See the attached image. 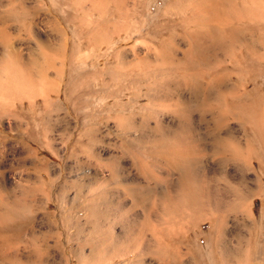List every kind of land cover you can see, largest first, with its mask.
<instances>
[{"label":"rangeland","instance_id":"374dc122","mask_svg":"<svg viewBox=\"0 0 264 264\" xmlns=\"http://www.w3.org/2000/svg\"><path fill=\"white\" fill-rule=\"evenodd\" d=\"M120 1L0 0V83H8L16 72L20 77L17 79L25 84L21 85V94L0 95V102L10 103L12 108L0 114V207L3 211L11 210L17 200L19 208L13 220L2 217L19 227L14 249H5L12 254L7 255L6 258H11L5 264H203L207 262L205 259L197 262L194 257L208 253L211 237L219 238L221 233L222 238L231 242L228 247L239 248L235 243L244 238L255 243L253 247L258 252L264 249V244L256 243L264 239V55H260L264 53V44L259 45L264 43V18H261L264 0H255L256 5L254 0H243V3L253 1L251 6L256 8L262 7L259 16L260 8L245 6L244 11L242 0L221 2L229 19L233 18L230 20L238 34L233 44L227 39L219 40V45L211 41V63L216 61L220 68L226 67L221 70L226 75L224 79L211 80V91L215 90L211 97L216 105L224 104L216 84L237 85L241 91L246 89L244 102L250 109L242 114L231 110L225 115L218 108L210 112L206 107V83L202 90L195 89L181 79L180 69H167L161 61L164 54L176 59L192 56L187 50L188 38L178 23L184 15H191V0L185 9L178 4L170 10L167 3L173 0ZM226 4L229 7L223 6ZM236 8L241 10L242 17L230 14ZM157 15L161 16L158 20L154 17ZM247 43L254 44L253 50L258 54L261 50L259 56L255 52L260 58L242 46ZM241 55L259 59L254 79L248 73L244 74L245 79L236 74L237 58ZM222 58L227 59L226 63H220L224 61ZM9 63L15 66L10 68ZM137 64L142 67H136ZM177 76L180 80L175 83ZM30 86L35 90L32 94ZM163 95L173 103L184 100L185 105H190L192 117L184 118L181 127L177 125L180 118L164 110ZM255 99L260 105L263 103L259 105L263 110ZM253 119L259 122L252 123ZM161 120L165 127L159 123ZM175 134L185 136L201 150L190 163L184 162V171L173 169L158 145L159 138ZM257 159L262 161L261 166ZM186 181L195 194L192 205L196 210L181 196L185 195ZM165 202L173 207L167 211L178 215L173 218L167 214ZM185 214L196 218L188 219ZM182 216L186 218L182 221L189 222L181 224ZM168 219H172L171 223ZM176 219L179 225L175 224ZM213 220L217 227L211 234ZM156 225L166 232L178 229L181 233L173 236L168 232L162 241L165 248L162 242L156 247L159 239L149 230ZM1 228L4 225L0 227V236L11 240L13 232ZM134 247L138 249L140 262H131L135 258L129 252ZM168 247L171 248L166 252ZM156 248L165 252V256L160 252L163 259ZM171 251L178 256L173 258L176 254ZM260 264H264V259Z\"/></svg>","mask_w":264,"mask_h":264},{"label":"bare ground","instance_id":"6f19581e","mask_svg":"<svg viewBox=\"0 0 264 264\" xmlns=\"http://www.w3.org/2000/svg\"><path fill=\"white\" fill-rule=\"evenodd\" d=\"M103 1V0H102ZM117 1H120V0H117ZM190 0H173L171 3H167V5H169V6H167L166 8L167 9H172V8H174V7H178V4H180V6H182V9H185V8H187L188 7V2H189ZM222 1H225V0H191V2H192V4H193V8H192V11H191V15L190 16H188V15H184V17L182 18V22L180 23V22H178L179 23V25L181 26V30H183V32H184V35H185V37H187L188 38V43H187V46H188V51L191 53V57H190V59H188L187 57H181V59H176V58H173V57H171L170 55H168V54H164L163 55V57L161 58V61H162V63L165 65V67L167 68V69H176V68H178V69H180L181 70V79L182 80H184L185 82H186V84H188V85H191L192 87H194L195 89H203V87H205V86H203V85H205L204 83H206L207 85H206V87H207V102H206V107L208 108V110L211 112V109H214V108H218L219 110H221L223 113H224V115L228 112V111H234V112H237L238 114H242V113H244V112H246V110H248V112H249V110L250 109H248V106L246 105V103L244 102V97L245 96H247V95H245V90L243 91V89H242V91H241V89H239V87L237 86V85H233L232 84V86H223V84L221 83L219 86L216 84V90H217V93H219L220 94V96H222V98H221V100H223V102H224V104H222V103H219L218 105H216L215 103H214V101H213V96L211 97V92L212 91H215L214 89H212V91H211V80L212 81H215V80H217V81H220V80H222V79H224V76H226V75H224L223 73H222V71L221 70H224V69H226V67L224 68V69H222V68H220L221 67V65H219V63H217L216 61H215V59H214V61L215 62H212L211 63V41H212V43H216L217 42V44H218V41L219 40H223V39H227V40H229V42H230V40H231V42L233 41H236V38H237V34H238V32H237V29H236V27L234 26V24H233V22L230 20V19H233L232 17L229 19V17L227 16V10L224 8V7H221V2ZM231 1V0H230ZM241 1V0H240ZM245 1V0H244ZM243 0H242V2L241 3H243L244 2ZM257 1V0H256ZM255 0H254V3L253 4H255V2H256ZM101 2V1H100ZM105 3H107L106 1H104ZM108 2H110V1H108ZM114 2L115 1H113V4H114ZM120 2H122V1H120ZM145 2V1H144ZM248 1H246L245 3H247ZM253 2V1H252ZM251 1L250 2H248V4H250L249 6H247L245 3H243V4H241V6L242 5H244V11L245 10H247V9H245V6L246 7H248V9L250 8V7H254L253 5L251 6V3H252ZM258 2V1H257ZM261 2V1H260ZM263 2V1H262ZM98 3H99V1H98ZM123 3V2H122ZM231 3V2H230ZM80 4V3H79ZM78 4V5H79ZM101 4V3H100ZM119 5L121 4V3H118ZM145 4V3H144ZM228 4V3H227ZM227 4L226 5H223V6H227ZM257 4V3H256ZM255 4V5H256ZM110 5V4H109ZM118 5V6H119ZM231 5V4H230ZM236 5V4H235ZM238 5H240V4H238V2H237V5L235 6V7H237L238 8ZM80 6H82V5H80ZM166 6V5H165ZM144 7V6H143ZM227 7H229V6H227ZM226 7V8H227ZM234 7V8H235ZM102 8H103V6H102ZM236 8V9H237ZM258 8H260L259 10H260V12H258V15L257 16H259V13H261V8L262 7H260V6H258ZM258 8H256V6L254 7V9H258ZM78 9V8H77ZM95 9V8H94ZM99 9V8H98ZM167 9H166V11H167ZM239 9H240V6H239ZM239 9H237V11H235V9H234V13H230V14H232V16H233V14H234V16L233 17H235V14L237 15V13H238V15L236 16V18H238L239 16H240V14H241V10H242V7H241V10H239ZM263 9H264V7H263ZM102 10V9H101ZM168 10V11H169ZM251 10V12H252V10L253 9H250ZM250 10H248V13H249V11ZM258 10V11H259ZM81 11H83L82 9H81ZM104 11V10H103ZM239 11V12H238ZM254 11V10H253ZM102 12V11H101ZM105 12V11H104ZM173 12V11H172ZM189 12V11H188ZM229 12V11H228ZM255 12H257L256 10H255ZM99 13H100V11H99ZM107 13V12H106ZM105 13V14H106ZM240 13V14H239ZM242 13H243V10H242ZM264 13V11H262V14ZM12 15H10V16H13V14L14 13H11ZM184 14V13H183ZM262 14H260V16L262 15ZM242 15V14H241ZM243 17L244 18H246L245 17V14L243 13ZM253 15V14H252ZM264 15V14H263ZM9 16V17H10ZM247 16V15H246ZM7 18V19H10V18ZM14 17V16H13ZM59 17H60V15H59ZM62 17V16H61ZM155 17V19L156 20H158V19H160V15L158 16H154ZM240 17H242V16H240ZM249 17V16H248ZM251 17V16H250ZM253 17V16H252ZM12 18V17H11ZM16 18V17H15ZM78 18V17H77ZM165 18V17H164ZM235 18V19H236ZM244 18H241V19H244ZM254 18L256 19V17L254 16ZM253 18V19H254ZM261 18H264L263 16L261 17ZM58 19V18H57ZM63 19V18H62ZM69 19V18H68ZM79 19H81V18H79ZM78 19V20H79ZM111 19V18H110ZM153 19V18H152ZM166 19V18H165ZM253 19H251V20H253ZM255 19L253 20V21H255ZM258 19V18H257ZM65 20V19H64ZM77 20V19H76ZM85 20V19H84ZM105 20V19H104ZM107 20V19H106ZM238 20H240V19H238ZM237 19H236V21H238ZM247 20V19H246ZM250 20V21H251ZM258 20H260V19H258ZM257 20V21H258ZM11 21V20H10ZM59 21V20H58ZM61 21V20H60ZM67 21V20H66ZM74 21V20H73ZM108 21V20H107ZM233 21H235V20H233ZM241 21V20H240ZM244 21V20H243ZM242 21V22H243ZM80 22V21H79ZM109 22V21H108ZM172 22V21H171ZM263 22V21H262ZM261 22V23H262ZM59 23V22H58ZM256 23V22H255ZM258 23V22H257ZM260 23V24H261ZM61 24V23H60ZM77 24V23H76ZM79 24V23H78ZM102 24V23H101ZM247 24H250V23H247ZM263 24V23H262ZM82 25V24H81ZM108 25V24H107ZM106 25V26H107ZM109 25H111V24H109ZM119 25H121L120 23H119ZM167 25H169V24H167ZM177 25V24H176ZM236 25V24H235ZM238 25V24H237ZM242 25V24H241ZM241 25H239V26H241ZM251 25V24H250ZM7 26V25H6ZM117 26V25H116ZM174 26H175V24H174ZM173 26V27H174ZM245 26H246V23H245ZM244 25H242V27H245ZM252 26H253V24H252ZM60 27V26H59ZM117 27H119V26H117ZM123 27V26H122ZM260 27V26H259ZM258 27V28H259ZM8 28V27H7ZM102 28V27H101ZM120 28V27H119ZM241 28V27H240ZM239 28V29H240ZM250 28V27H249ZM83 29V28H82ZM86 29V28H85ZM104 29V28H103ZM244 29V28H243ZM65 30H67L66 28H65ZM111 30V29H110ZM241 30L242 29H240V32H241ZM252 30H254V29H252ZM261 30H262V28H261ZM79 31V30H78ZM99 31H101V30H99ZM172 31H174V30H172ZM176 31V30H175ZM246 31V30H245ZM245 31H243L244 32V34H246V32ZM7 32V31H6ZM81 32V31H80ZM85 32V31H84ZM177 33H178V31H176ZM252 32H254V31H252ZM260 32V31H259ZM8 33V32H7ZM66 33V32H65ZM71 33V32H70ZM99 33V32H98ZM72 34V33H71ZM84 34V33H83ZM87 34V33H86ZM112 34V33H111ZM110 34V35H111ZM179 34V33H178ZM177 34V35H178ZM243 34V35H244ZM248 34V33H247ZM246 34V35H247ZM254 34V33H253ZM253 34H251V35H253ZM105 35H106V33H105ZM173 35H175V33L173 34ZM84 36V35H83ZM240 36H241V34H240ZM245 36V35H244ZM250 36V35H249ZM264 36V35H263ZM67 37H69V36H67ZM66 37V39H68ZM79 37V36H78ZM175 37V36H174ZM173 37V38H174ZM253 37H255V36H253ZM252 37V38H253ZM260 37V36H259ZM103 38V37H102ZM165 38H167V37H165ZM165 38L163 39L162 38V41L163 40H165ZM172 38V37H171ZM252 38H249V40L251 39V40H253ZM261 38V37H260ZM80 39V38H79ZM83 39V38H82ZM105 39V38H104ZM243 39V38H242ZM244 39H245V37H244ZM262 39V38H261ZM261 39H259V41L261 40ZM70 40V39H69ZM87 40V39H86ZM175 40V39H174ZM238 40V39H237ZM246 40V39H245ZM243 41L244 43L243 44H245V42H247V41ZM256 40H258V38L256 37ZM168 41V40H167ZM171 41H173V40H171ZM177 41V40H176ZM259 41H257V42H259ZM226 42V44H227V41H225ZM230 42V43H231ZM233 42H232V44H233ZM242 42V41H241ZM253 43L254 42H256V41H252ZM251 42V43H252ZM262 42V41H261ZM72 43V42H71ZM101 43V42H100ZM239 43V42H238ZM249 43H250V41H249ZM67 44H68V40H67ZM173 44V43H172ZM229 44V43H228ZM242 44V46H244V48L246 47L247 49V51L249 52V54H250V52L253 54V55H255L256 53H257V55L259 56V54H260V51L261 50H259V54H258V52H256L255 50V48H254V44H252L253 45V47H252V45H248V43H247V46H245V45H243ZM256 44L257 43H255V46H256ZM264 43L262 42V44H259V45H263ZM69 45V44H68ZM219 45V44H218ZM237 45V46H236ZM238 45L239 44H235V46H236V48L238 47ZM259 45H257V47H259ZM179 46V45H178ZM229 46V49H230V47H231V45H228ZM228 46H226V47H228ZM240 46H241V44H240ZM241 46V47H242ZM72 47V46H71ZM75 47V46H74ZM73 47V48H74ZM216 47V46H215ZM53 48V47H52ZM64 48H66V47H64ZM221 48H222V45H221ZM239 48V47H238ZM261 48V47H260ZM264 48V47H263ZM169 49H170V47H169ZM213 49V48H212ZM216 49V48H215ZM253 49H255V50H253ZM259 49V48H258ZM258 49H257V51H258ZM53 50V49H52ZM64 50V49H63ZM155 50H157V48L155 49ZM225 50V49H224ZM238 50H240V48L238 49ZM71 51V50H70ZM75 51V50H74ZM187 51V52H188ZM231 51V50H230ZM229 51V52H230ZM232 51H234V50H232ZM157 52H158V50H157ZM214 52V51H213ZM226 52V51H225ZM228 52V51H227ZM236 52H238L237 50H236ZM240 52V51H239ZM256 52V53H255ZM61 53H64V52H61ZM60 53V54H61ZM74 53V52H73ZM160 53V52H159ZM189 53V54H190ZM235 53V51L233 52V54ZM231 54L232 56V58H233V56L236 54ZM17 55V54H16ZM61 55H63V54H61ZM64 55H65V53H64ZM160 55V54H159ZM214 55H215V53H214ZM218 55V54H217ZM229 55V54H228ZM239 55V54H238ZM257 55H255L256 57H257ZM261 56L262 55H264V53L262 52L261 54H260ZM225 56V55H224ZM254 56V57H255ZM260 56V57H261ZM65 57V56H64ZM215 57V56H214ZM230 57V56H229ZM254 57H244V56H238V64L236 65V70H237V75L238 76H241V78H243L244 76H247L248 74H251V78L252 79H254V77H253V75H256V73H255V71H257V69H258V67H259V59H257V58H260V57H257V58H254ZM263 57V60H264V56H262ZM71 58H72V56H71ZM145 58V57H144ZM148 58V57H147ZM219 58H221V57H219ZM66 59V58H65ZM78 59V58H77ZM149 59V58H148ZM213 59V58H212ZM217 59V58H216ZM223 59V58H222ZM235 59V58H234ZM70 60V59H69ZM76 59H74V61H75ZM146 60V59H145ZM157 60H159V58L157 59ZM224 61H222V62H220V63H226L225 62V60H227V59H223ZM261 60V59H260ZM262 60V61H263ZM13 61V60H12ZM143 61V60H142ZM146 61H148V60H146ZM213 61V60H212ZM7 62H9V61H7ZM153 62V61H152ZM236 62V61H235ZM264 62V61H263ZM12 63V62H11ZM70 63V62H69ZM145 63V62H144ZM149 63H150V61H149ZM154 63V62H153ZM234 63V62H233ZM10 64V63H9ZM8 64V65H9ZM38 64V63H37ZM7 65V64H6ZM7 65V66H8ZM12 64H10L9 65V67L11 66ZM141 65V64H140ZM143 65V64H142ZM154 65V64H153ZM157 65V64H156ZM155 65V66H156ZM263 65V64H262ZM13 66V65H12ZM15 66V65H14ZM13 66V67H14ZM130 66V65H129ZM131 66H132V63H131ZM133 66H134V64H133ZM132 66V67H133ZM136 67L137 66H139L138 64L137 65H135ZM154 66V67H155ZM8 67V68H9ZM142 66H139V68H141ZM145 67V66H144ZM151 67H153L152 65H151ZM153 67V68H154ZM156 67H158V66H156ZM155 67V68H156ZM11 68V67H10ZM17 68V67H16ZM138 68V69H139ZM7 69V68H6ZM13 69V68H12ZM20 69V68H19ZM65 69V68H64ZM142 69H144V68H142ZM148 69H150V68H148ZM162 69V68H161ZM8 70H10V69H8ZM132 71L134 70V68H132L131 69ZM156 70V69H155ZM16 71H17V69H16ZM44 71V70H43ZM140 71V70H139ZM142 71V70H141ZM140 71V72H141ZM150 71V70H149ZM157 71V70H156ZM10 72H12V70L10 71ZM19 72V71H18ZM21 72H23L22 70H21ZM144 72H146V71H144ZM162 72V71H161ZM175 72V71H174ZM179 72V71H178ZM226 72H228V71H226ZM43 73V72H42ZM133 73V72H132ZM147 73V72H146ZM248 73V74H247ZM253 73V74H252ZM24 74V73H23ZM45 74V73H44ZM47 74V73H46ZM101 74V73H100ZM120 74V73H119ZM134 74V73H133ZM136 74V73H135ZM140 74H142V72L140 73ZM148 74V73H147ZM231 74V73H230ZM244 74H247V75H244ZM48 75V74H47ZM66 75V74H65ZM120 75H124V74H120ZM127 75V74H126ZM177 75V74H176ZM178 75H180V74H178ZM135 76V75H134ZM137 76V75H136ZM135 76V78L137 79V77ZM145 76V75H144ZM17 77H18V73H14L13 72V74L11 75V77H9L10 78V80L8 81V83H7V81H6V84L4 85V83H0L1 85H0V95L1 96H3L4 94H7V95H4V96H8V94L10 95V94H13L14 95V93H18V94H21L22 93V90H20L21 88H22V86L23 85H25V84H21V82L17 79ZM22 77V76H21ZM43 77H45V76H43ZM47 78H48V76H46ZM64 77V76H63ZM97 77H100V76H97ZM142 77V76H141ZM174 77V76H173ZM18 78H20V77H18ZM27 78H28V76H27ZM27 78L25 79V81H27ZM135 78L134 77H132V79H134L135 80ZM140 78V77H139ZM145 78V77H144ZM180 78V77H179ZM248 78H250V77H248ZM22 79V78H21ZM31 79H33L32 77H31ZM64 79V78H63ZM148 79V78H147ZM229 79V78H228ZM244 79H245V77H244ZM35 80V79H34ZM44 80H45V78H44ZM143 80V79H142ZM152 80V79H151ZM176 80H180V79H178V76H177V79H176V77H175V83L177 82ZM243 80V79H242ZM25 81H24V83H25ZM32 82H33V80H31ZM37 81V80H36ZM46 81V80H45ZM141 81V80H140ZM147 81V80H146ZM245 81V80H244ZM243 81V82H244ZM1 82V81H0ZM149 82V81H148ZM51 84L50 85H53L52 84V82H50ZM169 82H167V84H168ZM174 83V82H173ZM219 83V82H218ZM225 83H226V81H225ZM224 83V84H225ZM229 83H230V81H229ZM30 84H31V82H30ZM30 84H28V86L30 85ZM76 84V83H75ZM215 84H213V86L215 85ZM22 85V86H21ZM33 85V84H32ZM34 85H35V83H34ZM34 85L32 86V87H34ZM188 85H186V86H188ZM229 85V84H228ZM46 86H48V83H47V85ZM45 86V87H46ZM70 86V85H69ZM243 86H244V84H243ZM31 87V86H30ZM31 87V88H32ZM54 87V86H53ZM52 86L50 87V88H53ZM35 88H36V86H35ZM48 88H49V86H48ZM48 88H46V89H48ZM28 89V88H27ZM26 89V90H27ZM205 89V88H204ZM257 89V88H256ZM255 89V90H256ZM187 90V89H186ZM185 90V91H186ZM191 90H193V89H191ZM190 90V91H191ZM254 90V91H255ZM259 90V89H258ZM31 91H35V90H33V88H32V90H30V93H31ZM46 91V90H45ZM44 91V92H45ZM184 91V92H185ZM196 91H198V90H196ZM205 91H206V89H205ZM254 91H252L253 93H251V95L252 94H254ZM257 91V90H256ZM32 92V93H33ZM50 92H52V91H50ZM118 92V91H117ZM195 92V91H194ZM202 92H204V91H202ZM202 92H201V94L200 95H202ZM260 92V91H259ZM4 93V94H3ZM26 93H27V91H26ZM29 93V92H28ZM31 93V94H32ZM46 93V92H45ZM120 93V92H119ZM197 93V92H196ZM249 93V92H248ZM3 94V95H2ZM31 94H30V96H31ZM247 94V93H246ZM43 95V94H42ZM196 95V94H195ZM199 95V96H200ZM205 95V94H204ZM203 95V96H204ZM262 95H263V93H262ZM261 95V96H262ZM24 96V95H23ZM36 96V95H35ZM164 97L162 98V97H160V98H162V100H163V102H164V105H165V107H164V110L165 111H172L175 115H177L179 118H180V120L178 121V123H177V125L179 126V127H181V125H182V120L184 119V118H188V117H190V115H191V117H192V114H190L189 112L191 111V110H189L188 109V107L190 106V105H185L186 104V102L184 101V100H179V101H175L174 103H173V101H171L172 99L170 98V97H168L167 95H163ZM197 96H198V94H197ZM219 96V97H220ZM253 96V95H252ZM13 97V96H12ZM15 97V96H14ZM13 97V98H14ZM193 97V96H192ZM215 97V96H214ZM250 97V96H249ZM259 98H260V95L258 96ZM6 98V97H5ZM45 98V97H44ZM200 98H201V96H200ZM203 98V97H202ZM251 98V97H250ZM250 98H249V100H250ZM258 98V99H259ZM174 99V98H173ZM194 99H196V98H194ZM220 99V98H219ZM246 99V98H245ZM258 99L256 100H254V101H258ZM3 100V99H2ZM155 99H153L152 98V101H154ZM203 100H205V99H203ZM10 101V100H9ZM195 101V100H194ZM198 101H199V98H198ZM251 102L253 101L252 99L250 100ZM6 102V101H5ZM259 102V104H258V106L260 105V101H258ZM258 102H256V103H258ZM263 102H264V100H263ZM196 103V102H195ZM256 103H255V105H256ZM10 103H7V104H5V103H2V102H0V114H3V113H5V112H7V111H10L9 110V107H10V105H9ZM201 104L202 103H200V106H201ZM263 104V103H262ZM261 104V105H262ZM260 105V106H261ZM192 106V105H191ZM259 106V107H260ZM11 108V107H10ZM254 108H256V111H257V108L258 107H256V106H254ZM254 108H252L253 110H255ZM261 108V107H260ZM12 109V108H11ZM262 110H263V107L261 108ZM7 110V111H6ZM203 110V109H202ZM215 110H217V109H215ZM253 110H251V111H253ZM258 110H259V108H258ZM13 111V110H12ZM196 111V110H195ZM261 110H259V111H257V113L258 112H260ZM193 112V111H192ZM215 113V112H214ZM255 112H252V115L254 114ZM261 113V112H260ZM193 114H195V113H193ZM207 114V113H206ZM248 114V113H247ZM250 114V113H249ZM228 115H230V114H228ZM251 115V114H250ZM249 115V116H250ZM252 115H251V117H252ZM232 116V115H231ZM239 116V115H238ZM242 116V115H241ZM262 116V115H261ZM260 116V117H261ZM246 117V116H245ZM202 117H200V119H201ZM230 118V117H229ZM239 118V117H238ZM242 118V117H241ZM247 119H249L248 117H246ZM253 118H256L255 117V114L253 115ZM240 119V118H239ZM243 119H244V117H243ZM190 120V119H189ZM193 120V119H192ZM191 120V121H192ZM250 120V119H249ZM254 120V119H253ZM257 120V119H256ZM256 120H254V121H251L252 123H254ZM261 120V118L259 119V121ZM263 120V122H264V119H262ZM242 121V120H241ZM258 121V120H257ZM258 121V122H259ZM211 122V121H210ZM249 122V121H248ZM159 123H161L162 124V126L163 127H165V125H164V120H161ZM187 123V122H186ZM255 124H256V122H255ZM160 125V124H159ZM190 125H191V123H190ZM253 125V124H252ZM262 125H264V124H262ZM261 125V126H262ZM161 126V125H160ZM194 126V125H193ZM263 128H264V126H262ZM192 128V127H191ZM261 129V128H260ZM186 130V129H185ZM264 130V129H263ZM166 131V130H165ZM217 131V130H216ZM214 133V132H213ZM181 134V133H180ZM215 134V133H214ZM184 135V134H183ZM196 135V134H195ZM222 137V136H221ZM237 137V136H236ZM221 139V138H220ZM154 141H157V140H154ZM240 141V140H239ZM156 143V142H155ZM200 143H202V141L200 142ZM214 143V142H213ZM216 143V142H215ZM218 143V142H217ZM240 143V142H239ZM243 143V142H242ZM197 144H199V143H197ZM219 144V143H218ZM158 145H160V150H161V152L163 153V154H165V158H167V159H169V161L168 162H171L172 164H173V169L175 168V169H179V170H183V168H185L184 167V162H188V163H190L189 161H192L191 159L192 158H194V157H196L197 156V153L199 152H201V150H199V149H196V147H195V145H194V143L193 142H191V141H189V140H187L186 139V137L184 136V137H181V136H177L176 134L174 135V136H164L163 138L161 137V138H159L158 139ZM242 145V144H241ZM216 148H218V147H216ZM214 149V148H213ZM219 149V148H218ZM160 150H158V151H160ZM228 151H229V149H228ZM242 151H243V148H242ZM160 153V152H159ZM243 153V152H242ZM258 156H260V155H258ZM163 157V156H162ZM252 158V157H251ZM250 158V159H251ZM166 161V162H167ZM257 162H259V165L261 166V162L262 161H260V160H256ZM252 163V166H253V164L255 163V159H253V161L251 162ZM187 170V169H186ZM184 171V170H183ZM186 174V173H185ZM0 175H1V172H0ZM1 177V176H0ZM188 177V176H187ZM188 180V179H187ZM183 182V181H182ZM182 187V185L180 186V188ZM183 189H184V191H185V195L183 194V192H182V194L183 195H181V196H184V200H187L188 201V203L189 204H194L195 202H194V200H193V196L195 195V194H193V190H192V187L189 185V183L186 181L184 184H183ZM180 190V189H179ZM181 191H182V189H181ZM264 191V190H263ZM179 195V194H178ZM164 197H165V195H164ZM169 197H171V196H169ZM173 197V196H172ZM171 197V198H172ZM166 198V197H165ZM168 198V197H167ZM166 198V199H167ZM165 199V200H166ZM176 199V198H175ZM183 199V198H182ZM181 199V200H182ZM164 200V199H163ZM168 200V199H167ZM173 200V202H174V199H172ZM180 200V199H179ZM184 200H182V204H183V201ZM170 201V200H169ZM176 201V200H175ZM1 202V201H0ZM4 202V201H3ZM15 203H13V205H12V207H11V210H6V209H4V211H6V212H4L2 209H1V207H0V211L2 212L1 214H0V219L2 220V221H0V223H2L3 225H4V228H1V229H8V230H11L13 233L11 234L12 235V239L11 240H9V237H4V236H0V260H1V263L0 264H5V262H6V260H9L11 257H9L8 256V258H6L7 257V255H9L10 253H8V251H6L5 249H7V250H13L14 248H13V246H14V241H15V239H17L18 240V236H19V233H18V228L19 227H17V226H13L12 225V222H6V221H4V218L6 217V216H8L7 218H5V220H7L8 219V221H10V220H13L14 218H15V216L17 217L18 216V214H19V208L17 207V200L16 201H14ZM163 202V201H162ZM171 202V201H170ZM177 202V201H176ZM175 202V203H176ZM10 203V202H9ZM172 203V202H171ZM201 203V202H200ZM242 203V202H241ZM6 205H7V203H5ZM4 204V205H5ZM165 204V210L167 211V210H170V209H172L170 206H169V204H166V202L164 203ZM184 204H185V202H184ZM159 205H161V204H159ZM171 205V204H170ZM177 205V204H176ZM191 205H190V208H191ZM197 205H198V203H197ZM1 206V205H0ZM19 206V205H18ZM174 206V205H173ZM178 206V205H177ZM186 206H188V204L186 205ZM194 205H192V207H193ZM4 207V206H3ZM6 207V206H5ZM18 209H17V208ZM175 207V206H174ZM183 207V206H182ZM181 207V208H182ZM195 207V206H194ZM8 208V207H7ZM184 208V207H183ZM188 208H189V206H188ZM176 209H177V207L175 208V211H176ZM179 209V208H178ZM184 210V209H183ZM183 210H180V211H183ZM192 210V209H191ZM190 210V211H191ZM194 210V209H193ZM195 210H196V207H195ZM174 211V212H175ZM179 211V212H180ZM186 211V210H185ZM189 211V210H188ZM168 212L170 213V215H171V217H175L176 215H178L177 213H175V215H172V214H174L173 213V211H171L172 212V214H171V212L170 211H167V214H168ZM193 212V211H192ZM196 212V211H195ZM199 212H201V210H199ZM180 214H182L181 212H180ZM190 214V213H189ZM11 217H10V216ZM183 215V214H182ZM191 215H192V213H191ZM4 216V218H2ZM180 216V215H179ZM194 216V215H193ZM192 216V217H193ZM214 216V215H213ZM213 216H212V218H213ZM173 217V218H174ZM181 217V216H180ZM183 218H180L181 220L180 221H182V219H184V216H182ZM185 217H191L190 215L188 216V214L186 215L185 214ZM191 217V218H192ZM199 217V216H198ZM9 218H10V220H9ZM150 218V217H149ZM172 218V219H173ZM194 218H196V216H194ZM172 219H168V220H170L169 221V223H171V220ZM177 219H178V221H179V218L177 217ZM177 219H176V222H177ZM186 219V218H185ZM184 219V220H185ZM188 219H190V218H188ZM210 219V218H209ZM173 221H175V220H173ZM172 221V222H173ZM179 221V222H180ZM194 221H195V219H194ZM194 221H192V219H191V222H194ZM206 221H209L208 219H204V222H206ZM148 221H146V223H147ZM175 222V224H178L179 225V223L177 222L176 223ZM183 222H189L188 220L187 221H182V222H180L181 224L183 223ZM190 222V223H191ZM196 222V221H195ZM194 222V223H195ZM173 224V223H172ZM175 224H173V226L175 225ZM180 224V225H181ZM193 224V223H192ZM210 228H209V230H210V232H211V234H213L214 233V230H215V227H217V225H216V222L213 220V221H210ZM1 225V224H0ZM2 225V226H3ZM178 225H177V227H178ZM220 225V224H219ZM219 225H218V227H219ZM2 226H0V227H2ZM170 226H172V225H170ZM183 226V225H182ZM176 227V226H175ZM175 227H173V228H175ZM181 227V226H180ZM179 227V228H180ZM183 227H185V226H183ZM162 228V227H161ZM164 228V230H165V227H163ZM220 228V227H219ZM181 229H182V227H181ZM149 230H151L152 232H153V235L155 236L154 238H156V239H159V240H157V241H159V244H158V242H157V246L156 247H158V245H160V243L162 242V241H164L165 240V238H167L168 236H167V234L169 235V233L168 232H170V235H177L178 233H181L180 231L179 232H177L178 231V229H177V231L176 230H173L172 232H171V230L169 231L168 229H166L167 230V232L166 231H163V229L161 230V229H159V226H158V228H157V225L155 226V227H152V228H150ZM180 230V229H179ZM183 231H184V229H182ZM208 230V231H209ZM216 230H217V232H218V229L216 228ZM186 232V231H185ZM217 232H215V234L217 233ZM172 233V234H171ZM183 233V232H182ZM208 233V232H207ZM16 234H18V236L16 235ZM100 234V233H99ZM98 234V235H99ZM215 234H214V237H215ZM17 236V238H16V236ZM183 235V234H182ZM165 236H167V237H165ZM101 237V236H100ZM182 237V236H181ZM213 237V238H214ZM216 237H217V234H216ZM223 236H222V233L219 235V238L221 239ZM104 238V237H103ZM212 238V237H211ZM216 239V238H215ZM214 239V240H215ZM101 240V239H100ZM200 240H201V238H200ZM198 241L199 242V244L201 245V241ZM213 240V241H214ZM264 240V239H263ZM103 242H105L104 240H103ZM166 242V241H165ZM180 242H183V241H180ZM264 242V241H263ZM2 243V244H1ZM101 243V242H100ZM163 243V242H162ZM161 243V246H163L164 248H165V243H163L162 244ZM18 244V243H17ZM208 244V242L206 243V245ZM209 244L211 245V243L209 242ZM101 245H103V244H101ZM106 245V244H105ZM214 245H216V244H214ZM262 246V245H261ZM176 247V246H175ZM210 247V246H209ZM103 248V250H104V247H102ZM114 248V247H113ZM162 248V247H161ZM170 248L171 247H168V251H166V252H169V250H170ZM129 250V249H128ZM127 250V252H129ZM130 254H133L134 255V260H131V262H136V261H138L139 260V258H138V256H139V252H138V249H137V247H134V248H130ZM153 250V249H152ZM172 250H173V248H172ZM197 250H198V248H197ZM199 250H200V248H199ZM198 250V251H199ZM100 251V250H99ZM154 251H155V249H154ZM177 251H179L180 252V248H179V250H177ZM211 251V250H210ZM14 252V251H13ZM104 252V251H103ZM103 252H100V253H103ZM120 252V251H119ZM156 252H158L159 253V255H160V252H163V251H158V248H156ZM171 252H173V251H171ZM170 252V253H171ZM148 253V252H147ZM174 254H176V251L175 252H173ZM116 254H117V252H116ZM163 255L165 254V252H163L162 253ZM10 255H12V254H10ZM159 255H156L157 257H159ZM163 255H160V256H162L161 258L163 259ZM170 255V254H169ZM173 255V254H172ZM171 255V256H172ZM207 255H208V253H207ZM123 256V255H122ZM121 255L119 256H117L118 258L119 257H122ZM126 256H128L127 255V253H126ZM165 256V255H164ZM168 256V255H167ZM178 255L176 254V256L174 255V257L173 258H176ZM141 257H143V256H141ZM141 257H140V259H141ZM22 258V257H21ZM116 258V257H115ZM160 258V257H159ZM165 258V257H164ZM229 258V257H228ZM255 258V257H254ZM15 259V258H14ZM122 259V258H121ZM143 259V258H142ZM249 259V258H248ZM252 260V259H251ZM21 261V260H20ZM23 261V260H22ZM26 261V260H25ZM139 262H140V260H139ZM138 262V263H139ZM166 262V261H165ZM164 263V262H163ZM221 264L223 263V259H222V261L220 262ZM93 264V263H92ZM105 264V263H104ZM129 264H131V263H129ZM133 264V263H132ZM136 264V263H135Z\"/></svg>","mask_w":264,"mask_h":264},{"label":"crops","instance_id":"0c3cea01","mask_svg":"<svg viewBox=\"0 0 264 264\" xmlns=\"http://www.w3.org/2000/svg\"><path fill=\"white\" fill-rule=\"evenodd\" d=\"M213 240L214 239L211 238V245H209L211 246V251L208 252V255L207 253L197 254L194 257V261L199 262L202 259L203 261H207L203 262V264H221L220 262L223 259L222 264H260V261L264 259V249L258 252V250H255L253 247L255 243L248 242V239L239 238L238 243H235L240 246L239 248L228 247L231 242L229 243L225 238H216L214 241ZM256 243L264 244L263 240L262 242L257 240ZM251 244L252 247L249 248L248 245Z\"/></svg>","mask_w":264,"mask_h":264}]
</instances>
